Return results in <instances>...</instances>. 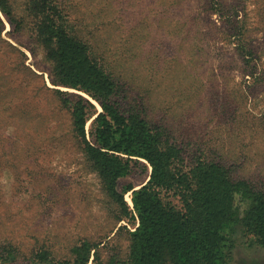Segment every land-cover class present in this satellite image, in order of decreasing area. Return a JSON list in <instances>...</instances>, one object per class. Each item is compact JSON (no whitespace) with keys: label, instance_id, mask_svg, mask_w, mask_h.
I'll use <instances>...</instances> for the list:
<instances>
[{"label":"rangeland","instance_id":"obj_1","mask_svg":"<svg viewBox=\"0 0 264 264\" xmlns=\"http://www.w3.org/2000/svg\"><path fill=\"white\" fill-rule=\"evenodd\" d=\"M53 1L119 80L124 108L162 128L187 164L219 163L264 193V0ZM7 2L15 23L0 13V253L5 264H72V249L88 242L101 264L123 261L135 222L85 158L57 90L90 99L52 85L34 0ZM141 164L119 192L148 180ZM248 206L238 202L239 218ZM229 237L228 264H264L240 226Z\"/></svg>","mask_w":264,"mask_h":264},{"label":"trees","instance_id":"obj_2","mask_svg":"<svg viewBox=\"0 0 264 264\" xmlns=\"http://www.w3.org/2000/svg\"><path fill=\"white\" fill-rule=\"evenodd\" d=\"M33 5L39 15L36 37L52 65V85L81 92L101 109L84 96L57 90L85 158L122 215L135 222L128 256L116 264H228L229 235L236 226L264 249V193L231 179L219 163L197 158L187 164L162 128L120 104L119 80L74 34L58 5L53 0H34ZM0 13L14 26L7 0H0ZM142 162L151 169L148 180L119 192L118 181ZM127 193L131 208L124 200ZM238 202L249 205L242 218ZM92 252V263L101 264L88 242L72 249V264H89ZM0 264H5L1 253Z\"/></svg>","mask_w":264,"mask_h":264},{"label":"bare ground","instance_id":"obj_3","mask_svg":"<svg viewBox=\"0 0 264 264\" xmlns=\"http://www.w3.org/2000/svg\"><path fill=\"white\" fill-rule=\"evenodd\" d=\"M127 201H128L129 204H131L129 196H127Z\"/></svg>","mask_w":264,"mask_h":264}]
</instances>
